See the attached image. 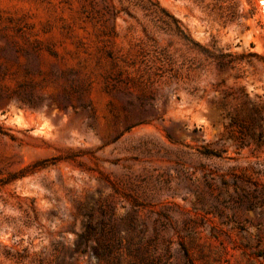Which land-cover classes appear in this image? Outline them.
Listing matches in <instances>:
<instances>
[{
    "label": "rangeland",
    "instance_id": "rangeland-1",
    "mask_svg": "<svg viewBox=\"0 0 264 264\" xmlns=\"http://www.w3.org/2000/svg\"><path fill=\"white\" fill-rule=\"evenodd\" d=\"M158 1L229 66L139 0H0V264H58L52 242L108 201L143 256L123 229L109 260L88 247L67 264H264L263 0ZM144 25L202 68L132 80Z\"/></svg>",
    "mask_w": 264,
    "mask_h": 264
},
{
    "label": "trees",
    "instance_id": "trees-1",
    "mask_svg": "<svg viewBox=\"0 0 264 264\" xmlns=\"http://www.w3.org/2000/svg\"><path fill=\"white\" fill-rule=\"evenodd\" d=\"M139 3L147 11V15L150 16L157 29L179 38L189 52L198 51L203 53L205 60H214L219 70H224L229 66V54L224 52L216 54L196 41L181 19L163 7L158 0H139ZM117 14L118 11L115 12L116 16ZM143 32L144 37L136 44V52L129 62L137 74L136 77H132V80H136L140 84H146L147 82H154L155 76L164 77L168 70L177 73L181 69L191 72L202 68L203 62L196 63L193 57H184L178 65L168 48L161 46L157 38L151 34L145 25L143 26ZM129 103H133V101L131 100ZM143 122L145 120H138L136 124ZM239 125L242 129L247 130L245 125ZM206 153L216 154L214 152ZM101 209L106 217L101 218L99 225L91 221L84 231L76 232L77 237L73 241L60 239L52 242L53 254L56 256L58 264H67L75 253H82L88 247L93 249L98 261L109 260L116 254V251L121 247L120 240L123 237L124 229L121 228L118 218L123 217L116 214V206L112 201H108ZM127 225L128 228L124 229L129 233L126 249L129 253L142 257L144 247L141 245V239L137 242L133 235L136 230L142 228H137V219L135 217L129 218ZM92 240L95 243H91ZM186 253L188 254V252ZM132 264L144 263L134 260Z\"/></svg>",
    "mask_w": 264,
    "mask_h": 264
},
{
    "label": "bare ground",
    "instance_id": "bare-ground-1",
    "mask_svg": "<svg viewBox=\"0 0 264 264\" xmlns=\"http://www.w3.org/2000/svg\"><path fill=\"white\" fill-rule=\"evenodd\" d=\"M262 3L264 4V0L262 1Z\"/></svg>",
    "mask_w": 264,
    "mask_h": 264
}]
</instances>
